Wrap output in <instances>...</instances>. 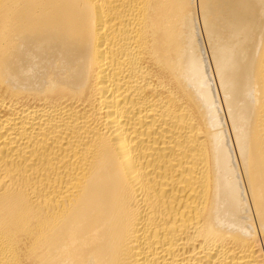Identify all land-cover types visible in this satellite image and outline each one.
<instances>
[{"label": "bare ground", "instance_id": "1", "mask_svg": "<svg viewBox=\"0 0 264 264\" xmlns=\"http://www.w3.org/2000/svg\"><path fill=\"white\" fill-rule=\"evenodd\" d=\"M0 264H264V0H0Z\"/></svg>", "mask_w": 264, "mask_h": 264}]
</instances>
